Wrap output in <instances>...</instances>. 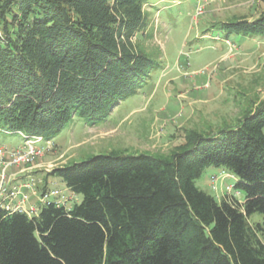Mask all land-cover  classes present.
<instances>
[{
	"label": "trees",
	"instance_id": "16d2710c",
	"mask_svg": "<svg viewBox=\"0 0 264 264\" xmlns=\"http://www.w3.org/2000/svg\"><path fill=\"white\" fill-rule=\"evenodd\" d=\"M147 2L0 0V132L51 140L74 116L93 125L135 95L157 65L117 38L141 25ZM112 9L128 33H116ZM216 26L264 36V14ZM178 151H111L52 170L81 201L34 216L0 208V264H264V220L249 222L264 218V102ZM218 166L240 181L242 204L196 188Z\"/></svg>",
	"mask_w": 264,
	"mask_h": 264
},
{
	"label": "rangeland",
	"instance_id": "374dc122",
	"mask_svg": "<svg viewBox=\"0 0 264 264\" xmlns=\"http://www.w3.org/2000/svg\"><path fill=\"white\" fill-rule=\"evenodd\" d=\"M115 2L110 0V7ZM112 10L116 33H128ZM142 13L135 32L117 38L157 65L136 94L105 109L93 125L74 116L54 138L35 146L41 156L6 167L5 184L18 176L34 181V204L48 188L64 191L67 208L81 201L48 176L58 167L111 151L170 155L186 145L188 134L206 138L234 129L264 102V36L226 35L216 26L257 21L264 14V0H148ZM24 142L19 134L0 132V173L13 154L26 152ZM239 182L218 166L206 168L195 186L216 200L232 195L242 204L245 193L234 189ZM263 220L260 214L249 218L251 224Z\"/></svg>",
	"mask_w": 264,
	"mask_h": 264
},
{
	"label": "built area",
	"instance_id": "2783aa9c",
	"mask_svg": "<svg viewBox=\"0 0 264 264\" xmlns=\"http://www.w3.org/2000/svg\"><path fill=\"white\" fill-rule=\"evenodd\" d=\"M201 9L198 8L197 11L199 12ZM24 140H25V146L27 147L26 152H17L13 154V160L10 163L4 164V169L0 173V208H4L6 211L9 212H18L25 214L27 216H34L37 215L40 204L41 206L44 205H50L54 204L55 206H65L66 197L64 195V191L57 189V188H49L45 190L41 195L39 196V202L36 204L26 206L27 201L29 199L28 195L23 194L21 191L22 189H27L31 192V194H34V181L33 180H26L25 183H23L18 188H13L12 190H9L7 188V184L4 183L5 180V169L8 165H20L26 162L32 161L34 158L41 156V148L35 147L36 145H39L41 143H47V140H45L43 137L40 136H27L22 134L21 132L18 133ZM3 158L2 155V149H0V159ZM216 178H212V182H214ZM231 191V187H228ZM19 196V200L13 204L10 202L11 200L16 199ZM6 200H9V202H6Z\"/></svg>",
	"mask_w": 264,
	"mask_h": 264
},
{
	"label": "crops",
	"instance_id": "0c3cea01",
	"mask_svg": "<svg viewBox=\"0 0 264 264\" xmlns=\"http://www.w3.org/2000/svg\"><path fill=\"white\" fill-rule=\"evenodd\" d=\"M25 181H26V178L23 176V177H21V176H18V177H15V178H12V180L10 181H8V183H7V188L9 189V190H12L13 188H18V187H20L23 183H25ZM62 184V183H61ZM63 186H64V184H62ZM22 192H23V194H26V195H28V197H29V199H28V201H27V204H26V206L28 207L29 205H32V204H34L35 203V199L30 195V191H28L27 189H22L21 190ZM19 200V196L16 198V199H14V200H11L10 202H12L13 204H15L17 201ZM6 202H9V200H6Z\"/></svg>",
	"mask_w": 264,
	"mask_h": 264
}]
</instances>
